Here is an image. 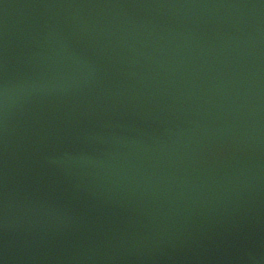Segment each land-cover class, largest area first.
I'll list each match as a JSON object with an SVG mask.
<instances>
[{"label": "water", "instance_id": "water-1", "mask_svg": "<svg viewBox=\"0 0 264 264\" xmlns=\"http://www.w3.org/2000/svg\"><path fill=\"white\" fill-rule=\"evenodd\" d=\"M0 261L264 264V2L0 0Z\"/></svg>", "mask_w": 264, "mask_h": 264}, {"label": "clouds", "instance_id": "clouds-1", "mask_svg": "<svg viewBox=\"0 0 264 264\" xmlns=\"http://www.w3.org/2000/svg\"><path fill=\"white\" fill-rule=\"evenodd\" d=\"M5 98H7V85H5Z\"/></svg>", "mask_w": 264, "mask_h": 264}, {"label": "snow or ice", "instance_id": "snow-or-ice-1", "mask_svg": "<svg viewBox=\"0 0 264 264\" xmlns=\"http://www.w3.org/2000/svg\"><path fill=\"white\" fill-rule=\"evenodd\" d=\"M262 2H264V0H262ZM0 264H2V261H0Z\"/></svg>", "mask_w": 264, "mask_h": 264}]
</instances>
